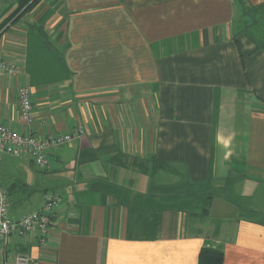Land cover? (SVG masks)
<instances>
[{"label":"crops","instance_id":"1","mask_svg":"<svg viewBox=\"0 0 264 264\" xmlns=\"http://www.w3.org/2000/svg\"><path fill=\"white\" fill-rule=\"evenodd\" d=\"M238 2L38 0L0 28V59L18 65L0 73V124L83 130L47 150V169L8 153L11 217L61 201L44 243L14 235L0 264H198L204 247L264 264V48ZM18 5H0V27Z\"/></svg>","mask_w":264,"mask_h":264},{"label":"built area","instance_id":"2","mask_svg":"<svg viewBox=\"0 0 264 264\" xmlns=\"http://www.w3.org/2000/svg\"><path fill=\"white\" fill-rule=\"evenodd\" d=\"M6 72L12 76L18 73V65L0 59V73ZM20 119L30 128L36 123L31 90L20 85L17 89ZM33 130V129H32ZM32 130L20 132L7 125L0 124V149L19 156L30 155L34 163L41 169L49 168L47 150L61 146L82 134V127L73 132L49 135H37ZM61 199L52 194L45 195V203L41 210L27 214L21 219L9 215L8 190L0 186V255L4 253L10 239L14 235L38 231L44 243L51 230L56 208ZM15 264H30L31 258L27 253L15 256Z\"/></svg>","mask_w":264,"mask_h":264},{"label":"trees","instance_id":"3","mask_svg":"<svg viewBox=\"0 0 264 264\" xmlns=\"http://www.w3.org/2000/svg\"><path fill=\"white\" fill-rule=\"evenodd\" d=\"M38 0H19L17 9L9 16L0 28H3L8 21L16 16L20 11L23 12L31 8ZM242 17L245 19L243 30H247L250 38L256 42V48H264V39L260 37V30L264 29V3L257 6H247L244 0H239ZM260 27L262 29H260ZM224 253L220 250L204 247L198 257V264H222Z\"/></svg>","mask_w":264,"mask_h":264},{"label":"rangeland","instance_id":"4","mask_svg":"<svg viewBox=\"0 0 264 264\" xmlns=\"http://www.w3.org/2000/svg\"><path fill=\"white\" fill-rule=\"evenodd\" d=\"M13 1L14 0H0V5L2 6V8H3V6L5 8V6L11 5V3ZM7 155H9V154L8 153L6 154V152H0V173H7L8 172V170L6 168H4V164H6L8 161ZM27 156H29V155H27ZM33 171H36L37 173H43L40 170H38V168H33ZM0 184L1 185L6 184L5 180L3 179L2 176L0 177ZM50 190H48V191H50ZM29 195H32V197H33L32 199H34V202L32 204L29 203L27 205V207L37 206V204H40V202L42 200H44V190L43 189H41L40 191H32V192H30ZM33 210H35V209H30L28 212H32Z\"/></svg>","mask_w":264,"mask_h":264}]
</instances>
